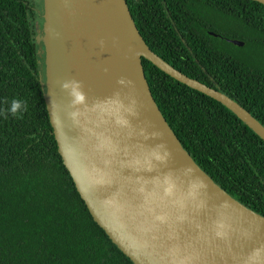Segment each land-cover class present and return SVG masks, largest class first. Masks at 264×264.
<instances>
[{
  "label": "trees",
  "instance_id": "trees-1",
  "mask_svg": "<svg viewBox=\"0 0 264 264\" xmlns=\"http://www.w3.org/2000/svg\"><path fill=\"white\" fill-rule=\"evenodd\" d=\"M127 2L153 52L264 126V5ZM38 15L31 0H0V264H133L94 221L59 153L42 88ZM142 61L184 149L220 188L264 217V141L219 102ZM13 99L22 102L15 116Z\"/></svg>",
  "mask_w": 264,
  "mask_h": 264
},
{
  "label": "water",
  "instance_id": "water-1",
  "mask_svg": "<svg viewBox=\"0 0 264 264\" xmlns=\"http://www.w3.org/2000/svg\"><path fill=\"white\" fill-rule=\"evenodd\" d=\"M43 4L36 41L53 133L78 193L113 244L133 264H264V217L220 188L184 149L142 60L222 104L263 141L264 126L153 52L127 0Z\"/></svg>",
  "mask_w": 264,
  "mask_h": 264
},
{
  "label": "rangeland",
  "instance_id": "rangeland-1",
  "mask_svg": "<svg viewBox=\"0 0 264 264\" xmlns=\"http://www.w3.org/2000/svg\"><path fill=\"white\" fill-rule=\"evenodd\" d=\"M33 4L36 7L37 13L39 14L35 18V24H36V29H37V36H39L42 33L43 30V14H42V6H43V0H31Z\"/></svg>",
  "mask_w": 264,
  "mask_h": 264
},
{
  "label": "clouds",
  "instance_id": "clouds-1",
  "mask_svg": "<svg viewBox=\"0 0 264 264\" xmlns=\"http://www.w3.org/2000/svg\"><path fill=\"white\" fill-rule=\"evenodd\" d=\"M22 110V102L20 100L13 99L9 111L12 115H17Z\"/></svg>",
  "mask_w": 264,
  "mask_h": 264
}]
</instances>
